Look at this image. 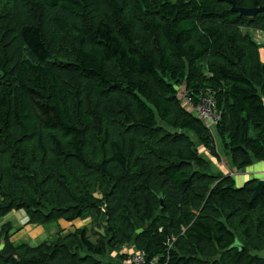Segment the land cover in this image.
<instances>
[{"label": "trees", "instance_id": "trees-1", "mask_svg": "<svg viewBox=\"0 0 264 264\" xmlns=\"http://www.w3.org/2000/svg\"><path fill=\"white\" fill-rule=\"evenodd\" d=\"M231 8L0 0V219L92 220L35 247L0 233V264H104L109 251L126 264L128 245L147 264H264V186L252 200L257 180L213 174L198 147L238 171L264 161V18ZM182 86L194 102L212 93L215 133Z\"/></svg>", "mask_w": 264, "mask_h": 264}, {"label": "rangeland", "instance_id": "rangeland-1", "mask_svg": "<svg viewBox=\"0 0 264 264\" xmlns=\"http://www.w3.org/2000/svg\"><path fill=\"white\" fill-rule=\"evenodd\" d=\"M256 33H254L255 36ZM258 37H261L260 33H257ZM257 41V40H256ZM262 44H264V39L262 41ZM262 60L264 61V57L262 58ZM218 145H219V141ZM200 148V152L203 156H205V158L208 160V162L210 163L211 167H212V172L213 174H220V172H217V166H221L222 164H220V160L221 162H223V164L227 165L228 160L225 156V153L221 150V148L218 149L219 146H217V151L220 152V160L216 159L214 161V157H212L211 155H209L208 152H206L204 149H202L201 146H198ZM234 179V178H233ZM238 186V185H237ZM18 212V211H17ZM25 212V211H24ZM12 214L10 215L9 218H1L0 219V233H4L8 235L9 238V242L12 244V246H16V244H20L22 242H24V240H26V243L23 244H27L29 246H37L41 243H43L45 240H43L41 243L39 242L40 240H42L43 237H41L40 235H37L35 232H31L32 229L28 228L23 224V221L25 220L22 216H20V213H15V215H13V212H11ZM6 217V216H5ZM79 221V220H76ZM91 219H87L85 222H82V226L81 227H89V225L91 224ZM28 225V224H27ZM56 226V225H54ZM78 226V224H77ZM80 227V228H81ZM60 230V229H59ZM48 237H52L49 234H47ZM23 237V238H22ZM22 238V239H20ZM20 239V240H17ZM36 239V240H35ZM3 240V238L1 239ZM17 240L16 243L12 242V241ZM39 242V244H38ZM125 250H120L119 252H125L126 253H133L135 251V249L133 250L132 245H128L127 247H124ZM116 259V253H113L112 251H109L104 257L100 258V260L104 263L107 264L109 261L111 260H115Z\"/></svg>", "mask_w": 264, "mask_h": 264}, {"label": "crops", "instance_id": "crops-1", "mask_svg": "<svg viewBox=\"0 0 264 264\" xmlns=\"http://www.w3.org/2000/svg\"><path fill=\"white\" fill-rule=\"evenodd\" d=\"M218 145V144H217ZM220 147H218L219 149ZM218 152V151H217ZM219 157H220V152H218ZM227 160H228V164L225 165L223 164V162H221L220 159V164H222L221 166H217V172L222 173L223 175L229 174L234 178V181L236 183V185L238 186H243L245 185L247 182L252 181V180H264V161L261 162H257L255 164H253L250 167H247L244 170L238 171L231 162L230 157L225 154ZM216 160V158H214V161ZM15 213H20V216H22L25 220L23 221V224H25L26 227L32 229L31 232H35L37 235H40L42 238V240H40L39 242L41 243L43 240H54L56 235L59 232V229L64 230L65 233H70L72 231H74L75 228H80L82 226L81 220L79 221H74L72 223H67L65 221H59L58 225L54 226V225H48L46 227H42V226H36V225H29L28 222V216L24 211H18V212H13V215H15ZM12 213L8 214L6 217H4L3 219H7L10 217ZM86 221V220H85ZM82 221V222H85ZM28 224V225H27ZM78 224V226H77ZM47 234H49L52 237H48ZM23 238V237H22ZM20 238V239H22ZM17 239V240H20ZM17 240L12 241L14 243L17 242ZM36 240V239H35ZM38 242V244H39ZM23 243H26V240H24V242L20 243V244H16V246L22 245ZM33 247V246H32ZM133 250L135 249L134 246ZM122 250H125V248H123ZM125 253V252H122Z\"/></svg>", "mask_w": 264, "mask_h": 264}, {"label": "built area", "instance_id": "built-area-1", "mask_svg": "<svg viewBox=\"0 0 264 264\" xmlns=\"http://www.w3.org/2000/svg\"><path fill=\"white\" fill-rule=\"evenodd\" d=\"M255 33V41L257 40L256 42L258 44H262L264 37L262 35L263 38L257 36V33L260 32ZM179 96L185 109L201 120L211 133H215L216 127L220 121L221 113L214 103L212 93L210 91L202 92L197 97V102H194L186 87L182 86L179 89ZM126 264H147L145 252L143 250L135 249L133 253L129 254Z\"/></svg>", "mask_w": 264, "mask_h": 264}, {"label": "water", "instance_id": "water-1", "mask_svg": "<svg viewBox=\"0 0 264 264\" xmlns=\"http://www.w3.org/2000/svg\"><path fill=\"white\" fill-rule=\"evenodd\" d=\"M228 2L232 6L231 10L234 13H237L240 17H243L246 19H252L257 14H262V16L264 18V3H263V5L255 7V8H243V7H237L233 0H228ZM263 186H264V180H258L257 184L253 187V194L251 197L252 200L255 199L257 196L261 195ZM159 199H160V204L163 207L164 206L163 198L160 197ZM233 247L239 248L240 252H242L244 250V247L241 244H239L238 242H236L233 245ZM9 257L19 258L17 253H12L9 256H7V258H9Z\"/></svg>", "mask_w": 264, "mask_h": 264}]
</instances>
